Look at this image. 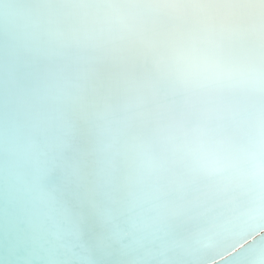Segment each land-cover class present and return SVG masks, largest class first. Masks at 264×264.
Listing matches in <instances>:
<instances>
[{
    "label": "snow or ice",
    "instance_id": "6c2138e0",
    "mask_svg": "<svg viewBox=\"0 0 264 264\" xmlns=\"http://www.w3.org/2000/svg\"><path fill=\"white\" fill-rule=\"evenodd\" d=\"M5 9L6 171L22 173L60 224L45 238L10 183V253L46 250V264H264V0ZM145 198L161 210L151 238L134 223Z\"/></svg>",
    "mask_w": 264,
    "mask_h": 264
},
{
    "label": "bare ground",
    "instance_id": "6f19581e",
    "mask_svg": "<svg viewBox=\"0 0 264 264\" xmlns=\"http://www.w3.org/2000/svg\"><path fill=\"white\" fill-rule=\"evenodd\" d=\"M17 2L19 0H0V29L3 28L7 18L5 5ZM17 153L24 168L30 167L32 161L26 146L23 144L19 145ZM5 160L6 144L3 132L0 130V264H46V250H38L31 256H25L23 252L15 254L9 252L8 229L12 220L7 212L9 207L7 189L10 183H16L17 188L24 195L29 211L28 223L34 226H42L45 238L49 235H54L60 224L56 209L48 204L38 189L29 185L22 173L20 175H12L6 171ZM160 211L158 204L151 198H145L140 202L135 212L134 223L141 229L143 237L151 238L153 233H155L156 220ZM236 260L237 256L234 255L225 260L223 264H236ZM209 264H212V262H209Z\"/></svg>",
    "mask_w": 264,
    "mask_h": 264
}]
</instances>
